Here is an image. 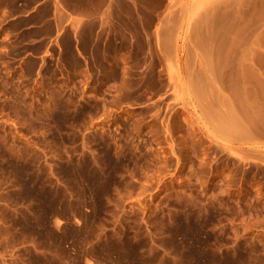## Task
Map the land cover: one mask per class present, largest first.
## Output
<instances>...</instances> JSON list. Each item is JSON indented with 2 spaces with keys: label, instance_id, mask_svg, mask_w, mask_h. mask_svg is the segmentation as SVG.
I'll list each match as a JSON object with an SVG mask.
<instances>
[{
  "label": "rangeland",
  "instance_id": "obj_1",
  "mask_svg": "<svg viewBox=\"0 0 264 264\" xmlns=\"http://www.w3.org/2000/svg\"><path fill=\"white\" fill-rule=\"evenodd\" d=\"M9 3L0 264H264V56L247 72L238 56L264 0L205 2L188 23L167 0H143L156 24L117 18L105 48L85 41V58L58 59L51 47L42 65L31 54L44 44L8 23ZM196 43L198 67L184 73ZM213 48L212 70L201 56Z\"/></svg>",
  "mask_w": 264,
  "mask_h": 264
},
{
  "label": "crops",
  "instance_id": "obj_2",
  "mask_svg": "<svg viewBox=\"0 0 264 264\" xmlns=\"http://www.w3.org/2000/svg\"><path fill=\"white\" fill-rule=\"evenodd\" d=\"M10 3L4 10L8 16V23L25 21L26 24L21 28L20 33L37 32L35 38L31 40V45L43 43L44 48L39 55H33L40 59L42 65L45 56L53 55L50 48H55V55L58 59L85 58L83 44L89 41V50L99 47H106L107 42L112 40L111 26L117 22V18L130 19L136 18L139 21L147 17L153 18L154 24L160 17L158 10L144 11L143 0H8ZM159 2L160 0H153ZM246 0H167L166 7L171 11L170 18L175 22H189L190 17L196 15L203 16L204 3H210L209 8L219 9L221 7H234L235 3ZM11 4L14 5L16 12L12 13ZM202 11V12H201ZM93 27V28H91ZM49 28L51 33H49ZM191 42L199 38L191 36ZM260 40L264 41V22L258 32L248 39V42L238 49L240 71L250 70L252 63L258 56H264V48H258ZM195 50L186 44L183 48V72L194 71L193 67H198V54L201 46L196 43ZM202 62L206 66H211L212 70L217 66L220 52L203 50ZM230 48L222 51V54L230 52ZM254 59H253V57ZM254 60V61H253Z\"/></svg>",
  "mask_w": 264,
  "mask_h": 264
}]
</instances>
